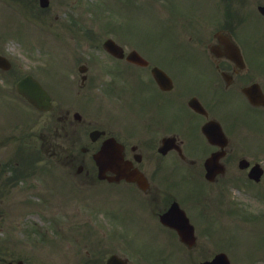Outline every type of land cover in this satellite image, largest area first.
I'll use <instances>...</instances> for the list:
<instances>
[{"label": "flooded vegetation", "instance_id": "1", "mask_svg": "<svg viewBox=\"0 0 264 264\" xmlns=\"http://www.w3.org/2000/svg\"><path fill=\"white\" fill-rule=\"evenodd\" d=\"M258 1L264 3V0H231L233 5L230 13L224 10L223 16L225 17H221L220 27L217 31L207 34L194 29V32L186 34L194 56L204 58V63L176 66L178 71H175L174 67L171 71L172 76L177 78L182 88L170 90L167 99L154 95L156 90H161L157 84L154 86L152 81H147L149 71L145 74L139 73L137 76L140 82L138 89H140L141 97H146L149 101L139 100L137 117L130 121H136L137 127L147 138L142 139V136L133 130V124L126 123L130 130H123L120 133V140L125 145L128 158L137 157L140 160L135 164L139 168L146 169L147 172V169L154 166V171L149 176L150 182L145 190L130 182H123V189L131 195L141 196L139 199H144L146 206L149 207L147 215L143 218V224L140 223L138 228L140 232L144 230L149 233L151 238L143 243L140 241V243L149 247H143L144 260H150L152 264H200L212 259L218 253L216 243L210 240L213 226L194 223L192 240L186 242L181 239L175 227L163 223L161 215L170 208L175 200L179 201L189 215L190 212L181 202V198L170 191L171 187L164 188L162 185L169 180V177L165 176L166 170L175 166L179 167L181 164L191 172L193 179L201 178L205 172L206 155L204 160L193 159V156L202 158L208 150L210 153L220 151L224 154L222 161L226 169L228 166L234 165L240 168V160L236 158V151L244 150L242 148L246 145L240 137L245 138L248 131L239 129L241 124L238 121V115L245 112V114L257 118L260 126L264 125V15L258 10L260 4ZM255 7L259 13L257 15L254 11ZM235 44L239 46L241 54L232 48ZM81 78L82 86L85 85L89 88L92 77L86 74ZM179 83L177 82V85ZM247 86H251L253 89L252 93L258 97V103L253 104L248 99L247 93L244 92ZM190 89L203 97H208L213 104L209 102L208 106L204 101L202 102L208 110L207 115H197L199 113L186 106L184 94L189 93ZM78 107H86L85 102L78 104ZM159 107L162 111L158 113ZM62 108L63 106H52L50 111H40L37 116L38 119L41 117V126L47 129L40 135L43 147L46 150L49 148L51 156H55L62 150L73 151L77 148L82 152H89L97 149L103 135L94 140L87 131V140L83 143L81 133L85 134L84 127L90 121L86 117V113L77 114L78 110L74 106H72L74 111L67 108L63 112ZM44 112H51V114ZM214 114L220 115L223 119L216 118ZM211 117L219 120L223 125L228 137L224 148L218 144L210 143L201 133L202 125ZM160 118L166 120L167 126L160 122ZM237 130L240 135L238 140L235 137ZM177 131L178 134H175ZM164 136L175 137V140L168 142L165 153H162L160 150L166 148L163 142ZM245 141L249 142V139ZM83 158L84 156H82ZM0 160V202L5 197H13L17 190H22L24 185L20 182L29 186L30 174L42 170L40 169L42 166L37 165L39 162L22 166V168L17 166L14 155L6 157L3 155ZM70 165L74 166L75 163L71 162ZM79 167L82 170L84 165L77 166L76 172H79ZM158 169L161 170L160 182ZM241 171L243 172L242 169ZM90 173L89 170L86 172L87 176L83 178L82 185L88 184L92 180L89 176ZM222 175L218 174L216 183L221 180ZM69 181H71L70 177H62L58 183L63 203L59 206L60 213L55 219L54 228L57 231L60 230L59 225L62 224L68 229H73L72 222L76 217L72 210L76 206L77 194L74 189L68 187V184L71 183ZM74 185H78V183H74ZM43 195V193H39L40 197ZM200 216L199 207H197L194 217ZM13 222L16 223L13 224L14 227L16 225L29 226L23 215H17ZM115 225L121 230H125L124 225L120 222L108 225V228ZM36 226H32V228L34 235L39 238L40 231ZM18 258L16 256L13 261L17 262Z\"/></svg>", "mask_w": 264, "mask_h": 264}, {"label": "rangeland", "instance_id": "2", "mask_svg": "<svg viewBox=\"0 0 264 264\" xmlns=\"http://www.w3.org/2000/svg\"><path fill=\"white\" fill-rule=\"evenodd\" d=\"M35 1L36 3H34ZM93 1L51 0L50 6L44 10L39 6V1L37 0H0V31L7 30L14 34L10 36L0 32V50L6 53L10 51L16 66V72L10 71L6 73L10 77V80L8 79L9 85L11 83L14 84V80L18 75H22L28 70L37 71L39 70V65L48 64V59L52 61L49 62V66L50 69H53V72H46L44 76L51 74L53 75L52 77L55 78L57 74L55 69L64 68L66 66L65 62L69 58V52L73 55L69 64L72 70L81 59L82 61L91 60L89 63L92 66V71L98 70L92 52V50L96 48L93 46V43L94 45L101 44L106 36L114 33L112 27L108 23V18L104 15L102 10L100 12L96 9L95 5L94 9L91 6V2ZM193 1L198 6L203 7L205 5L203 1H210L211 3L215 0ZM97 3H100L105 11H120L122 13V29H125L127 34L130 33L131 37L141 43L147 39V41H153L150 38L155 33L157 34L156 27L161 25V23L164 27L162 33L165 36L172 37L177 34L171 26L177 24L178 21L176 19L171 21L168 19L164 20L167 12L166 7H168L167 4H164V7L152 4V2L147 5H138L133 0H97ZM182 3L183 0H181L179 8L182 7ZM191 3L192 0H186L187 6H191ZM10 5L12 6L11 8ZM212 27L213 25L211 24L207 25V29L209 30H211ZM115 34L117 36L119 32ZM91 40L93 41L91 42ZM41 48H43L44 52H48L49 54L46 53L44 55ZM0 74H2V72H0ZM4 88L5 93L12 95L6 87ZM98 100L102 101L101 95H98ZM7 114L11 117L13 116V112L10 110L7 111ZM0 119L3 118L0 116ZM5 138H7V135H0V141ZM248 152L250 155L264 160V153L260 152L258 147H250L248 145ZM232 173L233 171L229 172L225 176L226 179H222L220 184H215L214 189L210 191V187L206 189V194L213 198L215 206L218 207L214 209L212 215H210L211 223L221 225L224 223L228 226H232L230 224H232L233 220L235 221L236 218L241 219L244 216L243 213L249 214L250 212H257V209H259L262 204L261 201L253 199L251 194L253 192L264 193V180L259 184H243V186L250 189V191L248 195L242 194V190L240 191L236 186L233 187L228 184V181H233L231 178L233 177ZM113 198L114 196L108 193V191L96 195V199L100 202ZM219 200L221 204L218 206L217 202ZM6 204V202L2 204L4 211H0V226L3 227L5 231L6 228L10 227ZM234 210L239 212L234 213ZM81 214L84 218L87 216L85 214L83 215L82 212ZM238 215H240V217H238ZM248 225L250 227H247ZM46 226V223L42 224L43 229L46 228ZM233 226L237 227L238 232L237 235L228 232L227 244L237 243V250H242L252 256H256V246L260 245L264 247V241L262 240L264 239V234L261 229V227H264V218L253 219L247 216L243 220L233 223ZM92 233L93 229L88 227L86 229H79L77 236L80 241H85L87 237V235L85 237V234ZM3 234L4 235H1V254L6 252L8 246L6 232ZM16 234L17 236H21L19 233ZM20 238L23 239L24 237L21 236ZM255 239H259V241L255 243ZM20 246L26 252L34 255V260L40 258L37 253V246L31 243H22ZM44 247L42 253L46 256L47 261L45 264H74L77 260L74 258H64L66 250L63 242L52 240V244H46ZM47 247H49V249L45 251ZM82 254L84 257H87L85 251ZM72 255L75 256L73 251ZM43 261L44 260L38 261L37 264H44L42 263ZM259 263L261 264L263 262Z\"/></svg>", "mask_w": 264, "mask_h": 264}, {"label": "water", "instance_id": "3", "mask_svg": "<svg viewBox=\"0 0 264 264\" xmlns=\"http://www.w3.org/2000/svg\"><path fill=\"white\" fill-rule=\"evenodd\" d=\"M29 84L34 85V88H32L31 86H29ZM28 85V86H27ZM28 87H29V91H28ZM20 89L21 91H25L27 92V96H29L34 102L37 103V96L41 95V93L36 94V92L38 91V83L32 78V77H28L26 80H24L21 84H20ZM36 91V92H34ZM24 92V93H25ZM43 98L39 97L38 98V103H41ZM108 151V147L104 148V153ZM103 152V151H102ZM103 155V154H102ZM104 160H107V158H104ZM116 160H119L118 158H116ZM103 161V159H102ZM118 170V167H117ZM216 262V261H215ZM217 264V263H215Z\"/></svg>", "mask_w": 264, "mask_h": 264}]
</instances>
